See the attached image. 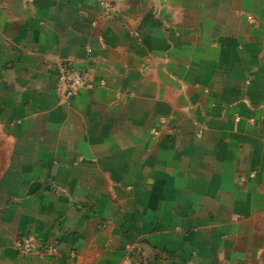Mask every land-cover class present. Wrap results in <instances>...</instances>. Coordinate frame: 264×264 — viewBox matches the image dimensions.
Masks as SVG:
<instances>
[{
    "label": "crops",
    "instance_id": "1",
    "mask_svg": "<svg viewBox=\"0 0 264 264\" xmlns=\"http://www.w3.org/2000/svg\"><path fill=\"white\" fill-rule=\"evenodd\" d=\"M101 1L0 0V264H264V0Z\"/></svg>",
    "mask_w": 264,
    "mask_h": 264
},
{
    "label": "built area",
    "instance_id": "2",
    "mask_svg": "<svg viewBox=\"0 0 264 264\" xmlns=\"http://www.w3.org/2000/svg\"><path fill=\"white\" fill-rule=\"evenodd\" d=\"M100 5L105 11L113 9L111 2L102 0ZM247 20L252 23V18ZM56 88L61 96L70 101L84 85V78L81 72L74 70L69 63L60 62L57 65ZM153 136L158 133L153 130ZM13 248L21 256H48L50 258L60 259L61 251L58 242L52 240H41L33 235H22L13 241ZM125 256L122 264H155L151 259H146L142 255V250L137 244H126L124 246Z\"/></svg>",
    "mask_w": 264,
    "mask_h": 264
}]
</instances>
